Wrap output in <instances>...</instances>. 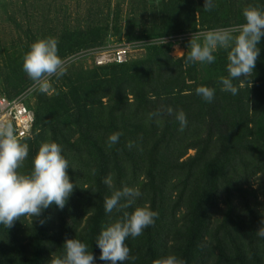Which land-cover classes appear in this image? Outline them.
I'll list each match as a JSON object with an SVG mask.
<instances>
[{"label":"trees","instance_id":"1","mask_svg":"<svg viewBox=\"0 0 264 264\" xmlns=\"http://www.w3.org/2000/svg\"><path fill=\"white\" fill-rule=\"evenodd\" d=\"M215 4L212 11L205 12L204 0H162V31L137 38H167L230 27L244 23L245 7L264 9V0H215ZM47 37L59 41L58 54L65 59L101 45L105 35L99 26L88 25L67 27L56 36H33L10 61V91L5 95H21L32 85L22 70L23 56L32 43ZM172 46L170 42L158 44L144 58L94 65L89 82L80 79L56 95L39 93L33 103L28 99L35 123L31 135L20 140L29 145L25 174L32 171V160L41 143L57 142L69 161L73 183L75 166L83 163L87 173L89 169L95 177L91 184L93 213L81 231L78 213L66 207L61 210L55 204L39 219L34 218L27 236L21 218L10 229L0 225V264H50L53 257H63L66 238L85 243L96 258L95 264H110L99 259L96 238L101 230L123 219L125 211L133 212L135 204L106 213L104 199L112 189L103 181L111 175L114 188L121 189L130 174L148 178L143 193L158 218L141 236L125 241L130 258L122 264H153L167 255H175L185 264H264V238L237 217L235 207L238 184L250 175L252 165L262 174L259 186L264 193V38L253 78L233 81L239 89L236 95L221 91L219 82L220 76L228 75L227 50L214 53L215 62L205 64L206 75L201 78L198 62L186 65L187 54L172 56ZM201 85L215 89L211 103L196 94ZM168 107L173 114L167 113ZM180 110L188 121L183 132L175 119ZM157 112L159 116L152 115ZM115 132L122 135L109 147L108 137ZM190 149L196 150L195 156L181 162ZM74 154L83 160L70 161ZM172 189L179 197L170 206L167 198ZM221 194L226 204L224 219L213 229V212ZM181 205L185 211L178 219L176 212ZM169 237L173 238L171 245Z\"/></svg>","mask_w":264,"mask_h":264},{"label":"clouds","instance_id":"2","mask_svg":"<svg viewBox=\"0 0 264 264\" xmlns=\"http://www.w3.org/2000/svg\"><path fill=\"white\" fill-rule=\"evenodd\" d=\"M215 7V0H204L205 12H210ZM242 15L244 23L192 33L184 58L186 65L197 62L212 64L216 60L214 53L218 49L227 50L228 75L220 76L219 82L222 85L221 91L230 92L232 95L238 94L239 91L233 83L234 80L253 78L261 52L259 44L264 38V9L249 5L243 9ZM167 42L163 38L161 45ZM58 44L59 41L54 37L38 39L23 56L22 70L32 81L31 92L48 94L52 90L53 77L59 79L67 74L66 62L58 54ZM195 91L206 102L211 103L214 100V88L201 85ZM166 111L170 115L173 114L171 107ZM152 115L159 116L160 113ZM175 119L179 122V131L183 132L188 123L183 110L175 113ZM121 135L119 132L112 133L108 137V146L118 143ZM132 146L130 142L128 147ZM28 155L29 145L21 143L18 139L11 120L0 119V225L6 229L13 227L21 217L39 219L43 211L53 204L62 210L75 189V184L68 174L69 161L62 154L60 144L54 141L41 143L32 160V171L21 174L18 169L23 166ZM103 182L112 189L111 195L104 199L106 213L132 207L142 195L138 187L124 186L115 189L111 175ZM156 218L158 212L148 206L135 207L131 213L125 211L123 219L101 230L96 238V245L100 249L99 259L110 264H122L128 260L130 248L125 241L129 237L141 236L144 229L154 226ZM39 222L43 224L44 220ZM260 224L256 234L264 238V219ZM63 248V257H53L50 264H95L96 258L92 251L79 239L66 238ZM153 264H185V261L175 255H167L155 260Z\"/></svg>","mask_w":264,"mask_h":264},{"label":"rangeland","instance_id":"3","mask_svg":"<svg viewBox=\"0 0 264 264\" xmlns=\"http://www.w3.org/2000/svg\"><path fill=\"white\" fill-rule=\"evenodd\" d=\"M161 1L0 0V94H7L10 91L7 87V81L10 79L8 69L10 61L25 48L33 36H56L67 27L78 29L88 25H96L103 30L105 38L101 45L80 50L65 58L67 74L59 79L53 77L52 90L48 95H56L59 89H66L65 87L69 83L80 79L83 82H89L90 74L96 69L93 68L95 54H91L89 51H111L130 44L132 47L130 59L146 57L149 49L161 44L163 38L139 39L137 37L162 31ZM205 31L208 30L173 34L164 39L173 44L171 55L182 58L187 54V46L192 33ZM179 51L184 53L181 54ZM198 65L202 78L206 75V66L200 63ZM30 88L31 85L26 87L21 94L28 93V99L33 103L39 92H31ZM195 154L196 150L190 149L188 154L181 159V162L189 160ZM74 155L70 161L78 160L79 162L83 160L78 154ZM26 163L27 159L23 166L18 169L21 174L27 173ZM78 167L75 166V189L68 198L65 207L78 213V219L81 222L79 230L81 231L86 225L87 218L93 213L94 194L91 190V184L95 177L92 176V173L90 174L89 169L87 173L84 163ZM250 171V175L238 184L240 190L235 192V207L237 217L257 231L261 226V220L264 219V193L259 186V179L262 174L253 165L250 167ZM147 183L148 178L145 174L138 176L130 174L125 179V186L138 187L142 193L136 199L135 207H150L149 197L143 193L144 188H148L146 187ZM168 193L167 203L173 206L179 196L174 189ZM177 209L176 215L179 219L180 213L185 211V206L181 205ZM225 209L224 195L221 194L218 206L213 212V229L223 221ZM33 220L34 217H21L25 236L28 235L26 231L32 225ZM174 220L173 218L172 221ZM57 223L60 225L61 221H57ZM171 239L173 238H167L170 245L173 243ZM212 245L217 253L218 249L215 243Z\"/></svg>","mask_w":264,"mask_h":264},{"label":"built area","instance_id":"4","mask_svg":"<svg viewBox=\"0 0 264 264\" xmlns=\"http://www.w3.org/2000/svg\"><path fill=\"white\" fill-rule=\"evenodd\" d=\"M89 52L95 54L93 64L103 66L127 62L131 57L132 47L130 44H126L111 51L95 52L93 50ZM27 101L28 93H22L12 98L0 94V119L11 120L19 140L31 135L35 123V112Z\"/></svg>","mask_w":264,"mask_h":264}]
</instances>
